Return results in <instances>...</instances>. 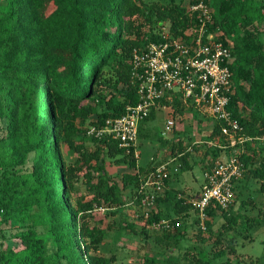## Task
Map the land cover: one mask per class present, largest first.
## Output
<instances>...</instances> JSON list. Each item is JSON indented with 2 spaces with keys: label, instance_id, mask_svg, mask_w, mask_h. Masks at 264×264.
Listing matches in <instances>:
<instances>
[{
  "label": "trees",
  "instance_id": "16d2710c",
  "mask_svg": "<svg viewBox=\"0 0 264 264\" xmlns=\"http://www.w3.org/2000/svg\"><path fill=\"white\" fill-rule=\"evenodd\" d=\"M207 1L210 29L233 43L228 109L241 125L238 135L249 139L231 146L222 121L177 94L162 97L138 140L150 135L147 123L162 107L176 121L189 114L200 126L207 120L211 130L204 142L180 135L171 141L178 166L157 193L144 187L157 164L142 166L133 147L88 130L139 100L134 51L157 40L159 22H169L175 35L191 24L184 0H0V264H264V255L241 251L264 225V206L247 196L253 180L264 192V0ZM66 148L78 157L69 159ZM235 148L245 171L233 182L228 208H207L204 230L191 201L206 177L196 189L185 174L196 165L206 174ZM109 163L130 169L110 172ZM147 194L155 195L153 207L143 203ZM100 207L119 219L104 226L94 214ZM128 207L139 210L143 225L124 217ZM164 219L169 227H152ZM191 229L202 245L189 242ZM152 230L163 255L146 249ZM133 235L139 246H119Z\"/></svg>",
  "mask_w": 264,
  "mask_h": 264
},
{
  "label": "built area",
  "instance_id": "2783aa9c",
  "mask_svg": "<svg viewBox=\"0 0 264 264\" xmlns=\"http://www.w3.org/2000/svg\"><path fill=\"white\" fill-rule=\"evenodd\" d=\"M185 5L192 19L181 34L175 35L169 22H159L157 40H151L134 51L132 76L139 87V100L127 105L123 115L108 119L105 125L91 126L88 135L101 137L111 133L121 146L133 147L135 155L139 156L140 124L162 97L177 94L184 104L203 113L208 111L222 121L223 132L229 136L231 146H236L238 142L243 144L249 139L238 135L241 125L228 109L233 43L221 39L223 31L210 29L213 20L211 1H189ZM175 126L176 120L170 116L166 129L171 131ZM220 146L226 145L222 143ZM239 149L235 148L228 158L214 161L205 174L206 182L201 192L191 201L194 214L200 218V226L204 230L209 219L207 208L211 203L228 208L235 197L233 182L241 178L245 171L238 155ZM241 149L245 150L244 147ZM173 160L156 165L144 187L157 193L163 192L170 173L169 164ZM154 197V194H147L143 203L153 207ZM99 209L107 210L103 207ZM148 217L149 212H146L145 218ZM162 224L170 226L169 221L164 219L153 222L152 227L159 228Z\"/></svg>",
  "mask_w": 264,
  "mask_h": 264
},
{
  "label": "rangeland",
  "instance_id": "374dc122",
  "mask_svg": "<svg viewBox=\"0 0 264 264\" xmlns=\"http://www.w3.org/2000/svg\"><path fill=\"white\" fill-rule=\"evenodd\" d=\"M190 0H184L185 4H188ZM170 109L167 107H162L158 109L157 115L154 119L150 120L147 123L148 128L150 127V135L144 136L140 140H138L137 148L140 152L139 155V163L142 166H148L150 164L158 165L162 162L171 160L172 157L170 155L171 151V141L176 140L179 137L185 138V140H189L191 138L193 141H201L204 142L206 139V136L211 130V127L209 126L210 123L206 120L205 123H202L201 126L198 123V119L196 120V117L193 114L186 115V119L183 121L177 119L176 126L171 130L168 131L166 129V123L169 115ZM204 114H199V117L203 116ZM178 118V117H177ZM209 123V124H208ZM262 145H264V140L260 142ZM66 153L69 155L68 158L72 161L75 160L78 155L74 152H69L68 149H65ZM205 147L202 148L201 151L196 152V158L199 159L204 155ZM169 156V157H168ZM168 157V158H167ZM177 163L175 160L170 162L169 169L170 172H173L177 168ZM130 168L126 166H112L110 163L108 164V170L114 173H121L123 171H129ZM191 172H188L185 174V179L187 180V185H191L192 187L199 189L201 187V184L205 180V173L204 170L201 168V166L196 165L194 167V170ZM194 174V175H193ZM195 176V178L193 177ZM178 184V183H177ZM180 185V184H178ZM261 185L260 181L253 180L250 181L249 190L247 192V196L251 197V200L254 202H257L261 207L264 206V192H261L259 190ZM81 190L87 194V198H90V194L88 193V190L85 186H81ZM251 201V202H252ZM240 202V200L238 201ZM252 204V203H251ZM264 209V207H263ZM249 212L252 214H258L259 208H253L251 210V207L249 206ZM139 210H136L135 208H126L124 210V217L127 220H132L134 222H138L140 224H144L143 218L139 217ZM94 214L97 216V218L101 221V223L106 226L110 221H112L114 218L119 219V216H115L111 213H109L108 210H101L96 209ZM141 218V219H140ZM221 220L217 223L215 227H217L220 224ZM198 230V228H197ZM153 231V230H152ZM194 229L189 230V242H195L198 245H202V242L197 240V237L195 236ZM210 233H205V235H209ZM160 233L153 231L152 237L148 241L147 244V251L150 254L153 255H163V249L161 247V244H159L156 241V237L159 236ZM256 239L253 241L245 240V244L242 245L241 251H243L247 256H250L251 254L257 255V256H263L264 255V225L260 229L256 230L255 232ZM131 238V239H129ZM140 236L133 235L132 237H123L120 241H118L119 246H127L129 247H137L139 246ZM111 242V243H110ZM116 242L110 240L109 245L113 246ZM189 245V244H186ZM106 245H103L102 250H105ZM145 249V250H146Z\"/></svg>",
  "mask_w": 264,
  "mask_h": 264
},
{
  "label": "crops",
  "instance_id": "0c3cea01",
  "mask_svg": "<svg viewBox=\"0 0 264 264\" xmlns=\"http://www.w3.org/2000/svg\"><path fill=\"white\" fill-rule=\"evenodd\" d=\"M202 113H203V112H202ZM205 114H207V115H209V116H211V117H214V116H213L210 112H208V111L205 112ZM208 124H209V123H208ZM168 157H169V156H168ZM168 157H167V158H168Z\"/></svg>",
  "mask_w": 264,
  "mask_h": 264
}]
</instances>
